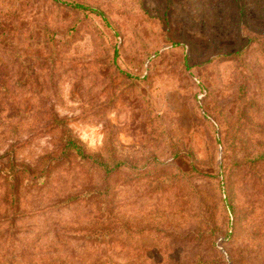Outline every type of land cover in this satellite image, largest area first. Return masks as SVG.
Returning <instances> with one entry per match:
<instances>
[{
  "label": "rangeland",
  "instance_id": "1",
  "mask_svg": "<svg viewBox=\"0 0 264 264\" xmlns=\"http://www.w3.org/2000/svg\"><path fill=\"white\" fill-rule=\"evenodd\" d=\"M0 264H264V0H0Z\"/></svg>",
  "mask_w": 264,
  "mask_h": 264
},
{
  "label": "trees",
  "instance_id": "2",
  "mask_svg": "<svg viewBox=\"0 0 264 264\" xmlns=\"http://www.w3.org/2000/svg\"><path fill=\"white\" fill-rule=\"evenodd\" d=\"M68 6L74 8L76 10H88V8H86V7L82 6V5H79V4H71V5H68ZM91 11L95 12V10H93V9ZM96 13L100 14L99 12H96ZM64 149L67 151L65 153L66 156L72 154L73 156L80 158V160L82 162H84L87 165H90L92 168H95L93 164L99 163L98 159H96V158H94L92 156L84 154L81 146H79L74 141L67 140V142H66V144L64 146Z\"/></svg>",
  "mask_w": 264,
  "mask_h": 264
}]
</instances>
